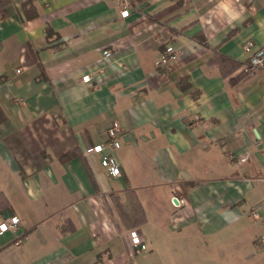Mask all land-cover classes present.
<instances>
[{
    "label": "crops",
    "instance_id": "1",
    "mask_svg": "<svg viewBox=\"0 0 264 264\" xmlns=\"http://www.w3.org/2000/svg\"><path fill=\"white\" fill-rule=\"evenodd\" d=\"M248 40L264 48V0H9L0 219L20 223L0 264H264V68L242 77ZM166 46L177 56L156 67ZM113 122L117 177L86 153Z\"/></svg>",
    "mask_w": 264,
    "mask_h": 264
},
{
    "label": "built area",
    "instance_id": "2",
    "mask_svg": "<svg viewBox=\"0 0 264 264\" xmlns=\"http://www.w3.org/2000/svg\"><path fill=\"white\" fill-rule=\"evenodd\" d=\"M252 0H248L250 3ZM129 12L123 10L120 15L122 18L127 17ZM243 51L248 55V62L243 69V72L250 76L256 70L264 68V48L258 47L251 40L246 41L242 46ZM106 56L109 55L107 51L104 52ZM177 56V52L172 48V46H166L163 53L160 55L156 62V67L167 66L169 62L174 60ZM20 70H16L19 73ZM83 82L89 81V75L85 74L81 77ZM119 130V125L117 122H113L107 130V136L109 140L104 145H97L86 150L87 154H100L101 165L106 169L108 174L112 177H117L120 174L119 164L115 158V152L120 148V144L115 140L117 131ZM171 203L176 208H182L187 205V200L184 197L173 196L171 198ZM20 220L17 217H10L8 219H0V235L5 232H16ZM130 245L133 249L134 254H140L147 250L145 243H143L138 232L136 230H131L128 233ZM264 238H260L258 243L260 244Z\"/></svg>",
    "mask_w": 264,
    "mask_h": 264
},
{
    "label": "trees",
    "instance_id": "3",
    "mask_svg": "<svg viewBox=\"0 0 264 264\" xmlns=\"http://www.w3.org/2000/svg\"><path fill=\"white\" fill-rule=\"evenodd\" d=\"M8 3H9V0H0V19H3L5 17V9L8 5ZM247 76L248 75H246L244 72H242V77L246 78ZM117 209H118L119 215L122 217V219H125L126 216H124L120 207H117ZM4 212L11 214L12 210H11V206H10L8 200L6 199V197L4 196V194L0 193V215ZM140 213L142 214L141 208H139L136 211L137 217H136V220L134 221L133 227H137L142 223V222H139V220L137 219L138 216L140 215Z\"/></svg>",
    "mask_w": 264,
    "mask_h": 264
},
{
    "label": "rangeland",
    "instance_id": "4",
    "mask_svg": "<svg viewBox=\"0 0 264 264\" xmlns=\"http://www.w3.org/2000/svg\"><path fill=\"white\" fill-rule=\"evenodd\" d=\"M259 239H260V238H259ZM259 239H258V240H259ZM258 240L255 242L257 246H258V244H259V243H258V242H259Z\"/></svg>",
    "mask_w": 264,
    "mask_h": 264
}]
</instances>
